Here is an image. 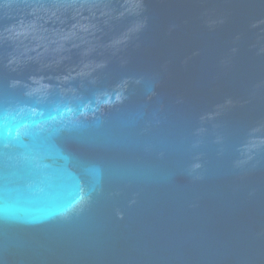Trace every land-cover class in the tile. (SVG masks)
<instances>
[{"label": "water", "instance_id": "obj_1", "mask_svg": "<svg viewBox=\"0 0 264 264\" xmlns=\"http://www.w3.org/2000/svg\"><path fill=\"white\" fill-rule=\"evenodd\" d=\"M0 264H264V0H0Z\"/></svg>", "mask_w": 264, "mask_h": 264}]
</instances>
